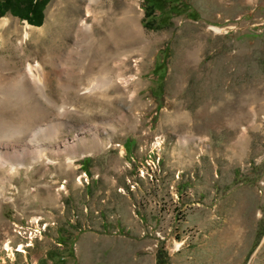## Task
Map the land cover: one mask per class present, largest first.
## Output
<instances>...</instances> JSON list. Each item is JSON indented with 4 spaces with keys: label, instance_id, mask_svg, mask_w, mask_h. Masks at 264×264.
<instances>
[{
    "label": "rangeland",
    "instance_id": "374dc122",
    "mask_svg": "<svg viewBox=\"0 0 264 264\" xmlns=\"http://www.w3.org/2000/svg\"><path fill=\"white\" fill-rule=\"evenodd\" d=\"M58 1L40 24L0 16V144L40 119L36 81L26 98L3 79L30 63L50 118L27 139L60 147L0 168V264L50 248L61 264H156L160 247L167 264H264V0H185L195 15L159 31L142 0H97L81 33L86 0Z\"/></svg>",
    "mask_w": 264,
    "mask_h": 264
},
{
    "label": "bare ground",
    "instance_id": "6f19581e",
    "mask_svg": "<svg viewBox=\"0 0 264 264\" xmlns=\"http://www.w3.org/2000/svg\"><path fill=\"white\" fill-rule=\"evenodd\" d=\"M62 1V0H61ZM61 1H58V5L60 3H62ZM64 1V0H63ZM68 1V0H67ZM74 1V0H73ZM77 2L79 0H76ZM97 0H86V4L85 6L83 7V15L82 16H77L75 17V15L73 16V18H71V23H75L76 25V31L77 32H83V31H89L91 29V26L86 22V20L83 19V16L85 17V15H88L90 13V7L92 5V2H95ZM67 3V2H66ZM68 4V3H67ZM83 4V5H84ZM61 5V4H60ZM76 6L78 7L79 5L76 4ZM59 7V6H58ZM64 7L66 8L67 6L64 5V6H60L59 7V10L62 8L64 9ZM76 7V9L78 10V8ZM58 10V9H57ZM76 10V12H77ZM85 13V15H84ZM78 15V14H77ZM89 16V15H88ZM28 25V24H27ZM27 35V33L25 32V36ZM82 35V34H81ZM84 35V34H83ZM82 39V38H81ZM84 40V39H82ZM35 70H37L35 72ZM8 77V76H7ZM6 75L4 76V80L8 83H13V82H16L15 85H17L19 82L20 85L24 86L23 87V90H22V94L24 95V97L26 98H30V97H33L34 98V92L30 86V83L35 80L36 81V84H37V90H38V95H39V98L37 99L38 101V104L36 106V112H37V115L40 116V119L39 120H35L36 118V113L33 111L32 112V119L35 120L36 122H33L31 124H29V126L25 129V131L23 132V136L17 138V137H12L10 139H5V146L0 144V168H4V167H7L8 169V172L9 173H12L15 171V168H17V166L19 165H22L23 164V161L27 158V155L28 154H32L34 152H36V155H35V160H39V159H42V158H46L47 159V162L50 163L52 162L51 160H49L47 157H46V150L48 151V149L50 151H53L54 153H56L57 155L60 153V147L57 145L56 142H54L55 140V137L54 136H51V134H53L52 132L46 134L44 137H42L41 140H33L31 137L29 139H27L29 137V134L30 132H32L35 128H37L39 125H42L43 123L45 122H48L49 119H47L50 114L49 112L47 111L48 109L46 108L47 105H45V102H49L50 100L47 98L48 96L46 95V81H45V77H44V74H43V71L41 70L40 67H38L37 64H30L28 63L26 65L25 68H23L21 71H17V73L14 75V76H11L9 78H7ZM102 80V79H101ZM101 80L99 81V79H95V82L96 83H93L91 85V87L87 88L88 91H92L94 90L95 88H97L99 86V82H101ZM102 81H105L102 80ZM14 85V86H15ZM4 98H5V94L4 93H1ZM1 98V97H0ZM41 98V99H40ZM23 99V98H22ZM9 100V99H8ZM7 99H5L6 102L5 105L6 106H3L5 109L6 108H11V103L8 101ZM14 101V100H13ZM53 103V102H52ZM51 103V104H52ZM2 104V103H1ZM63 107H59L58 109H60V111L62 110ZM7 109V110H8ZM6 112H9L10 114L12 113V111H6ZM49 114V115H48ZM23 119L26 117L25 120H23L24 122L26 120H28V122H30L31 118L28 117L29 114L27 113H23ZM30 118V119H29ZM50 118V117H49ZM54 132V131H53ZM57 134V133H56ZM55 134V135H56ZM25 139V140H24ZM26 141V142H25ZM0 143H2L0 141ZM44 144V147H42ZM7 146V147H6ZM7 148H10L11 149V152L10 153H4L3 151H5ZM17 152H20V157H18ZM10 157H18L21 159V162L16 164L13 162V159L10 158ZM5 170V169H4ZM11 176V175H10ZM37 219V218H36ZM31 220L30 222L31 223H36L38 222L37 220ZM179 244H176V247L178 246ZM9 246L6 244L5 245V248H8Z\"/></svg>",
    "mask_w": 264,
    "mask_h": 264
},
{
    "label": "trees",
    "instance_id": "16d2710c",
    "mask_svg": "<svg viewBox=\"0 0 264 264\" xmlns=\"http://www.w3.org/2000/svg\"><path fill=\"white\" fill-rule=\"evenodd\" d=\"M48 0H0V16L10 13L19 19H25L30 24H40L42 20V10ZM142 25L149 30L159 31L172 25V19L181 14L193 17L195 11L185 0H142ZM160 56L163 57L165 50H161ZM155 70L161 71L159 77L162 79L165 72L163 59L157 57ZM57 238L59 244H65L73 239L72 234L66 235L63 230ZM61 253L58 248H50L46 252L45 259L41 262L51 261V264H61ZM38 263V264H41ZM156 264H167L166 251L160 247L156 253Z\"/></svg>",
    "mask_w": 264,
    "mask_h": 264
},
{
    "label": "built area",
    "instance_id": "2783aa9c",
    "mask_svg": "<svg viewBox=\"0 0 264 264\" xmlns=\"http://www.w3.org/2000/svg\"><path fill=\"white\" fill-rule=\"evenodd\" d=\"M155 163L157 164V160H155ZM84 175H85V173H84ZM16 227H18L19 231H23V225L16 224ZM32 228L35 230V233H43L44 232V230L41 227L32 226ZM34 239H35V237H27L26 241H28V246H31V242H33Z\"/></svg>",
    "mask_w": 264,
    "mask_h": 264
}]
</instances>
